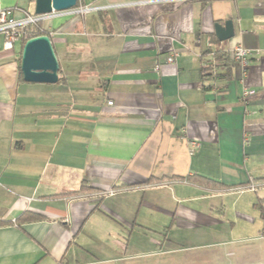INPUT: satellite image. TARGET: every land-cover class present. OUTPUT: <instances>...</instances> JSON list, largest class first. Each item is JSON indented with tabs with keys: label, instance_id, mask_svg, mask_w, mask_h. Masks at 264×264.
Here are the masks:
<instances>
[{
	"label": "crops",
	"instance_id": "crops-1",
	"mask_svg": "<svg viewBox=\"0 0 264 264\" xmlns=\"http://www.w3.org/2000/svg\"><path fill=\"white\" fill-rule=\"evenodd\" d=\"M81 6L108 8L41 23L56 84L25 82V43L6 49L0 34V264L63 261L96 220L133 227L146 209L183 223L199 218L181 204L264 201V0ZM13 9L35 14V0H0ZM229 20L235 36L219 42ZM239 44L246 76L229 54ZM245 89L256 94L243 101Z\"/></svg>",
	"mask_w": 264,
	"mask_h": 264
},
{
	"label": "rangeland",
	"instance_id": "rangeland-1",
	"mask_svg": "<svg viewBox=\"0 0 264 264\" xmlns=\"http://www.w3.org/2000/svg\"><path fill=\"white\" fill-rule=\"evenodd\" d=\"M246 192L181 204L197 212L191 222L146 209L133 227L93 221L63 261L36 264H264V201Z\"/></svg>",
	"mask_w": 264,
	"mask_h": 264
},
{
	"label": "water",
	"instance_id": "water-1",
	"mask_svg": "<svg viewBox=\"0 0 264 264\" xmlns=\"http://www.w3.org/2000/svg\"><path fill=\"white\" fill-rule=\"evenodd\" d=\"M78 6V0H35V14L46 15L53 11H68ZM216 38L226 42L234 38L235 26L232 20L224 26H215ZM20 69L28 83L56 84L59 81L60 64L54 50L51 36L40 35L28 40L23 48Z\"/></svg>",
	"mask_w": 264,
	"mask_h": 264
},
{
	"label": "built area",
	"instance_id": "built-area-1",
	"mask_svg": "<svg viewBox=\"0 0 264 264\" xmlns=\"http://www.w3.org/2000/svg\"><path fill=\"white\" fill-rule=\"evenodd\" d=\"M167 2H189V1H201V0H163ZM132 4H121L111 7H122ZM108 7H97V6H81L76 7L68 11L56 12L53 11L51 14L46 15H36L30 14L29 12L24 13V17L21 19H16L14 13L16 9L13 10H3L0 12V34L5 37V47L6 49H12L14 44L17 41H22L26 43L28 40L37 37L36 28L38 24L51 20L57 16L61 15H72V16H84L91 12L104 10ZM232 59L238 63L242 70L243 75H247V68L249 66V60L251 52L241 44L235 46L231 51H229ZM257 55L264 57V51L257 50ZM177 53H173L168 59L167 62L170 64L175 63ZM256 92L254 90L245 89L243 92L242 100L245 101L247 98L254 96ZM111 104V103H110ZM199 148V144L195 141L190 142V153L193 155L195 151ZM250 189L255 190L254 186H251ZM114 192L110 191L107 193L97 194L94 197H106L113 195Z\"/></svg>",
	"mask_w": 264,
	"mask_h": 264
},
{
	"label": "trees",
	"instance_id": "trees-1",
	"mask_svg": "<svg viewBox=\"0 0 264 264\" xmlns=\"http://www.w3.org/2000/svg\"><path fill=\"white\" fill-rule=\"evenodd\" d=\"M40 29V30H38L37 32H36V36H40V35H45V32L42 30V28H41V23L40 24H38V26H37V29ZM209 67H208V70L211 68V66L210 65H208ZM206 68H205V70H204V72L206 73L207 71H208ZM210 71V70H209ZM20 76L21 77H23V75H22V73H21V70H20ZM201 179H202V182L205 184H208V183H210V181L211 180H209V179H206V178H204V177H200Z\"/></svg>",
	"mask_w": 264,
	"mask_h": 264
}]
</instances>
